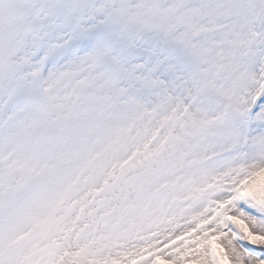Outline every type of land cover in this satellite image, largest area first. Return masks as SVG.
<instances>
[{
  "label": "snow or ice",
  "instance_id": "obj_1",
  "mask_svg": "<svg viewBox=\"0 0 264 264\" xmlns=\"http://www.w3.org/2000/svg\"><path fill=\"white\" fill-rule=\"evenodd\" d=\"M0 264H264V0H0Z\"/></svg>",
  "mask_w": 264,
  "mask_h": 264
}]
</instances>
